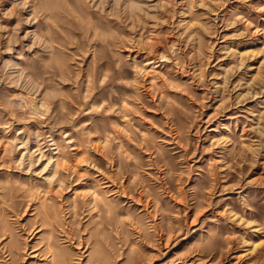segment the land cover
<instances>
[{
	"label": "rangeland",
	"instance_id": "1",
	"mask_svg": "<svg viewBox=\"0 0 264 264\" xmlns=\"http://www.w3.org/2000/svg\"><path fill=\"white\" fill-rule=\"evenodd\" d=\"M0 264H264V0H0Z\"/></svg>",
	"mask_w": 264,
	"mask_h": 264
}]
</instances>
